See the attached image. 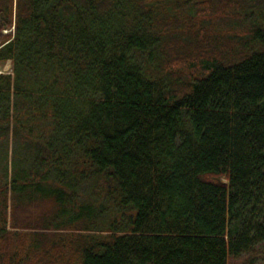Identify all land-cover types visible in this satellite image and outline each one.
<instances>
[{
    "label": "trees",
    "instance_id": "16d2710c",
    "mask_svg": "<svg viewBox=\"0 0 264 264\" xmlns=\"http://www.w3.org/2000/svg\"><path fill=\"white\" fill-rule=\"evenodd\" d=\"M7 61L0 264H264V0H0Z\"/></svg>",
    "mask_w": 264,
    "mask_h": 264
},
{
    "label": "rangeland",
    "instance_id": "374dc122",
    "mask_svg": "<svg viewBox=\"0 0 264 264\" xmlns=\"http://www.w3.org/2000/svg\"><path fill=\"white\" fill-rule=\"evenodd\" d=\"M14 29L11 28L9 30H5L4 31V34H7V33H11L13 32ZM12 62L11 61H7L5 63H0V73H11L12 72Z\"/></svg>",
    "mask_w": 264,
    "mask_h": 264
},
{
    "label": "bare ground",
    "instance_id": "6f19581e",
    "mask_svg": "<svg viewBox=\"0 0 264 264\" xmlns=\"http://www.w3.org/2000/svg\"><path fill=\"white\" fill-rule=\"evenodd\" d=\"M4 33V32H3ZM258 263V262H257Z\"/></svg>",
    "mask_w": 264,
    "mask_h": 264
}]
</instances>
